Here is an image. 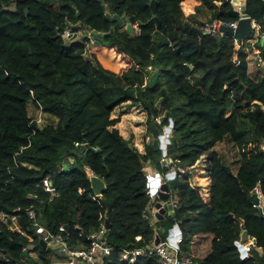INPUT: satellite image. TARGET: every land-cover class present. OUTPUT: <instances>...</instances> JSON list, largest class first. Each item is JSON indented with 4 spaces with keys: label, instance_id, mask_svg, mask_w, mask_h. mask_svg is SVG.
<instances>
[{
    "label": "trees",
    "instance_id": "16d2710c",
    "mask_svg": "<svg viewBox=\"0 0 264 264\" xmlns=\"http://www.w3.org/2000/svg\"><path fill=\"white\" fill-rule=\"evenodd\" d=\"M150 1L0 0V212L16 215L27 234L0 220V264H51L60 257L38 245L29 209L72 246L87 245L86 236L107 219L113 250L102 264H154L151 257L120 258V248L152 239L144 216L149 177L143 167L162 154L157 140L145 143L142 153L119 133L120 116L112 112L125 102L146 113L148 133L172 122L166 157L185 171L167 181L178 201L169 224L179 222L182 252L197 264H264V215L248 200L256 188L264 197V72H248L244 49L233 62L231 36L203 34L187 19L202 5L212 10L211 21L231 22L237 15L230 0H155V14ZM244 3L248 16L264 27V0ZM105 11L136 24L139 32L110 21ZM76 24L73 30L91 32L92 43L87 37L62 38ZM256 46L264 58V43ZM149 67L157 81L142 86L143 75L153 73ZM29 102L56 123L39 127L28 115ZM225 137L240 156L236 174H227L220 154L210 149ZM75 142L86 145V152ZM202 155H208V201L190 180ZM67 157L74 161L60 168ZM162 172L168 169L162 166ZM91 174L105 183L98 198ZM47 175L57 196L41 186ZM195 177L205 186L204 175ZM243 230L256 242L245 257L234 243ZM30 244L34 248L24 255Z\"/></svg>",
    "mask_w": 264,
    "mask_h": 264
},
{
    "label": "built area",
    "instance_id": "2783aa9c",
    "mask_svg": "<svg viewBox=\"0 0 264 264\" xmlns=\"http://www.w3.org/2000/svg\"><path fill=\"white\" fill-rule=\"evenodd\" d=\"M230 1L232 2V10L234 13H236L237 18L231 22H223L215 19L209 24L205 23V25L201 29L203 34L211 36H221L224 34V32L220 31L219 29L221 23H226L230 27H235L239 19L249 17L248 14L245 12L244 0ZM250 19L252 33L248 35V39H245V36L242 40L238 41L236 38L231 36L233 39V46H235L233 62H238L237 55L240 49L244 48L245 51L247 49H250L254 58V62L252 61L253 65L255 67H259V69H264L262 68L264 67V58L260 49L256 46V43H258V41L262 37H264V27H261L254 19ZM74 26L79 25L76 24L73 26H68L64 29L62 33V38L66 42L72 41L73 38L77 36V32L73 30ZM87 32L89 34L87 38L89 39L92 34L90 31ZM89 40L91 43L93 42L92 39ZM75 145L83 146V143L79 144L78 142H75ZM261 148L264 151V141ZM21 151L22 147L14 155L21 153ZM73 161L74 160L72 157H67L61 163L60 168L64 167L65 164L68 166V164L72 163ZM173 171H175V173L182 174L184 173L185 169L182 167H174ZM41 186L44 191L50 193L51 196L58 195L56 188L52 184L51 179L48 175L41 180ZM156 192L154 194V197L152 195H149V202L144 210V216L153 229V235L150 243L133 249L120 248L121 260H129V262H133L136 257L142 256L153 258L154 264H197V262L193 260V258L183 253L180 249V245L183 240V235L179 227L178 221H175L173 223V225L168 230V233L165 235V238H160L159 229L153 224V222L157 220L155 216V213L157 211V208L155 207V202L158 200ZM259 193L260 192L258 190V195L261 197L262 195ZM169 201L172 204V211L174 213V210L178 208V201L177 198L173 196L171 192L169 194ZM164 204L165 202L162 201L161 205ZM27 211L31 219V225L34 228L35 233L38 235V239L41 238L46 243V247H48L54 255L60 254V257L56 258L53 262H51V264H102L103 259L108 257L113 250V248L107 243L106 240L108 228H106L104 221L101 222V224L97 228L92 230L86 236L88 240L87 245H82L81 243H79L76 246H72L68 243V241L63 238L60 232L53 233L50 230L46 229L43 223H41L40 221V215L36 214L34 210L29 209ZM0 220L7 225L8 229L16 230L20 232L24 237H27V234L21 230L16 215H10L0 212ZM64 230L65 228L60 225L59 231ZM137 240H140V237H138ZM156 240H158V242H155ZM252 240L253 238L248 237L247 243L242 241L240 236V238L234 243L237 248L239 246H243V249L246 252L245 256H247L250 249L256 247V244L253 243ZM24 249H26V247Z\"/></svg>",
    "mask_w": 264,
    "mask_h": 264
},
{
    "label": "rangeland",
    "instance_id": "374dc122",
    "mask_svg": "<svg viewBox=\"0 0 264 264\" xmlns=\"http://www.w3.org/2000/svg\"><path fill=\"white\" fill-rule=\"evenodd\" d=\"M10 7H13V4L10 5ZM211 18H212V10L208 7L202 6V5H198L195 9L193 14H191L187 19L188 21L194 23L195 25H197L198 27H200V29H202V27L205 25V23L209 24L211 23ZM125 24H129L128 22H125ZM131 31H129L132 34L138 33L139 29L138 26L136 24H133ZM88 30L84 27H80L76 32H77V36L73 38L72 41L74 40H82L83 37H87L89 36ZM249 36H246L245 39H248ZM89 39L94 40V38L92 36H90ZM235 49V46H233ZM244 49V48H243ZM245 51V50H244ZM251 52L250 49H247L245 51L246 53V57L249 60L250 64L248 67V72L252 75L254 72L259 71V67H254V65H252V61L254 62V58L253 56L248 53ZM84 57H88V54L85 52L84 53ZM234 58V53L232 55V60ZM151 70V69H150ZM152 74V73H151ZM150 74V75H151ZM149 75V76H150ZM200 75V73H197L195 75V77H198ZM146 75H143L142 77V86H144L146 84V81H148V78ZM125 84V82H124ZM27 111H28V115L30 117H32V119L35 120L36 124L39 127H42L46 124H55L57 121V118L51 114L48 113H43L40 110H37L32 103H28L27 104ZM114 111H117L118 114H120V119H122L120 124H123L122 127H120V124L116 125L119 129V131L121 133H123L124 135H126L131 142V145L137 147L138 149H140V151H143L144 149V144L145 143H152L153 141H158L159 145H160V141L158 140V136L164 134V129L165 127H163L161 129V131L156 129V134L154 135V132L148 133L147 132V124H146V113L141 109L140 106H133L131 104H129L128 102L122 103L121 105L117 106ZM113 111V112H114ZM124 113V114H122ZM229 114V111L227 112V115ZM36 117H42L43 122L38 123L37 122V118ZM159 118L156 119V122L159 123ZM167 143H165L166 145ZM211 150H214L216 152H218L222 158V161L225 165L229 166L230 169L232 171L235 172V170L238 168L239 163H240V156L238 154V150L236 145L231 142L229 140V138L225 137L221 142H216L214 143V145L210 148ZM156 162L157 160L161 161L159 163H162V161H164L162 164L166 169L170 171H173V168L175 167L176 163L173 162L172 160H170L169 158L166 157L165 155H160V157H155ZM207 159H208V155H202L199 160L197 161V163L194 165V168H192V172L190 175V180L191 183L196 187H199V193L202 195V197L208 201V197H209V184H210V178H209V174L207 171ZM157 163V166L162 170V165ZM151 166V163L149 164L148 161H146L144 163V168L146 171H148ZM153 169V168H152ZM152 173V171H151ZM204 175L206 177V184L205 186L202 185H198L199 181L196 179V175ZM151 179V176H149V180ZM153 182L156 183L157 180H154L153 178L151 179ZM164 180V178H163ZM160 185V183L158 184V186ZM151 192H153L152 196L154 197V192L155 190H152ZM171 193L173 194V191L171 189ZM174 196V194H173ZM261 204L263 205V209H264V199L261 196ZM172 218L170 217L168 214L165 215L164 219L159 220V222H157V227L159 229L160 235L165 238V235L168 233V230L170 229V224H169V219ZM182 230H185V225H181ZM248 243V242H247ZM53 255V254H52ZM52 255H50L52 257ZM38 259V258H35ZM54 260V259H53Z\"/></svg>",
    "mask_w": 264,
    "mask_h": 264
},
{
    "label": "water",
    "instance_id": "95a60500",
    "mask_svg": "<svg viewBox=\"0 0 264 264\" xmlns=\"http://www.w3.org/2000/svg\"><path fill=\"white\" fill-rule=\"evenodd\" d=\"M234 1H236V0H234ZM150 8L152 9V13L155 14L156 8H157L155 0L150 1ZM104 15L110 21H115V22H118L121 24L124 23L123 18L120 17L118 14L105 11ZM158 26H159V22H158ZM125 28L127 29L128 32L131 31V29H132L130 24H125ZM219 29H220V31L224 32L225 34H228L229 36H232V37L236 38L238 41H240L243 39V37L248 36L252 33L251 19H250V17L239 19L235 27H230L226 23H221V25L219 26ZM263 43H264V37H262L260 39V44L263 45ZM149 69H151V71H153V73L148 78V84L153 86V85H155V83L157 81L158 73L153 67H149ZM163 118H164V116L161 117V120ZM171 127H172V122L170 121L169 125L167 127H165V129H164L165 133L158 136V140L160 141L159 147L162 151V155L166 154L165 143L169 142ZM81 150L85 153L86 152V145H83L81 147ZM163 162L164 161H162V164H164ZM176 167H182V166L178 165ZM64 168L67 169L66 164L64 165ZM223 169L226 171L227 174H229V175L232 174V171H231L229 166L223 165ZM164 177H165L164 181L160 183L159 188L156 192V196H157L158 200L155 202V207L157 208L155 216L158 220L163 219V216L166 212L170 216L173 214L172 204L169 201L170 191H169L167 181H169L175 177V171L166 172ZM90 185H91V189L93 190V193L96 197H99L105 190V183H104L103 179L96 176V175H93V174L90 176ZM248 200L253 206L260 207L261 214L264 215L263 209L260 206L261 205V197L258 195L257 192L254 191L253 193H251L248 197ZM162 201L165 202L164 205H161ZM104 223H105L106 228L109 229L110 223L108 222L107 219L104 220ZM241 240L242 241L248 240V233L246 230H243L241 232ZM155 242H158V240H156ZM252 242L256 244L254 239L252 240ZM38 245H40L42 248H46V243L41 238L38 239ZM33 248H34V244H30L27 246L26 249H33ZM26 249H24V251H23L24 255H26V253H27ZM257 249H258L259 253L261 254L262 249L261 248H257ZM238 250L241 253V257H244L246 252L243 249V246H239Z\"/></svg>",
    "mask_w": 264,
    "mask_h": 264
},
{
    "label": "crops",
    "instance_id": "0c3cea01",
    "mask_svg": "<svg viewBox=\"0 0 264 264\" xmlns=\"http://www.w3.org/2000/svg\"><path fill=\"white\" fill-rule=\"evenodd\" d=\"M248 53H250L251 55H252V53L251 52H248ZM248 59H247V65L249 66V64H250V62L248 63ZM253 65V64H252ZM250 67V66H249ZM255 67V66H254ZM256 68V67H255ZM262 68H264V67H262ZM262 72V74H263V72H264V69H259V72ZM135 106H139V105H135ZM142 109V108H141ZM114 111V110H113ZM122 114H124V113H122ZM117 116H120V114H118L117 113V111H114V112H112V117H117ZM121 121H122V119H120V121L116 124V125H118V124H120L121 123ZM115 125V127L116 128H118L117 126ZM119 130V129H118ZM119 133L122 135V137H124L125 139H127L128 137L126 136V135H124L123 133H121L120 131H119ZM137 148V147H136ZM138 149V148H137ZM139 151H140V149H138ZM140 152H144V149H143V151H140ZM162 155V154H161ZM155 157H159L158 155H155ZM158 161L159 160H157V162H156V159L155 160H153V159H150V160H148V162H149V164L151 163V166L149 167L150 169L148 170V171H146L145 170V168L143 167V171L146 173V175H148V177L149 176H151V179L153 178L154 180H157L156 181V183L155 182H153L151 179L149 180V189H148V192H149V195H153L152 193L153 192H151L152 190H155V192L158 190V188H159V186H158V184L159 183H161V182H163L164 180H163V178H164V174H163V172H162V170L157 166V163H158ZM162 165V164H161ZM163 166V165H162ZM153 168V169H152ZM238 169H239V166H238V168L235 170V172L234 171H232V173L233 174H236L237 173V171H238ZM151 171H152V173H151ZM165 179V178H164ZM258 190H259V188H256V190H255V192H257L258 193ZM154 192V193H155ZM260 192V191H259ZM259 194H261V193H259ZM263 199H264V197H262ZM261 206V208L263 209V205L261 204L260 205ZM263 212H264V209H263ZM168 213L166 212L165 214H164V216L165 215H167ZM156 221V220H155ZM155 222H153V224H154ZM249 237V236H248ZM250 238V237H249ZM248 241V240H247ZM247 241H244V242H247ZM30 255H31V257H33V258H38V256H39V253L38 252H32V253H30ZM54 256V254L52 255V257ZM55 257V256H54ZM56 258H54V260H55Z\"/></svg>",
    "mask_w": 264,
    "mask_h": 264
}]
</instances>
